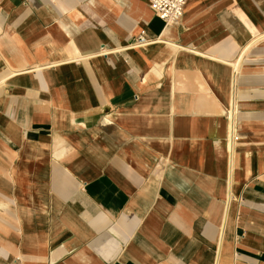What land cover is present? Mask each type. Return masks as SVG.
<instances>
[{
  "label": "crops",
  "instance_id": "crops-1",
  "mask_svg": "<svg viewBox=\"0 0 264 264\" xmlns=\"http://www.w3.org/2000/svg\"><path fill=\"white\" fill-rule=\"evenodd\" d=\"M0 264H264V0H0Z\"/></svg>",
  "mask_w": 264,
  "mask_h": 264
},
{
  "label": "built area",
  "instance_id": "built-area-1",
  "mask_svg": "<svg viewBox=\"0 0 264 264\" xmlns=\"http://www.w3.org/2000/svg\"><path fill=\"white\" fill-rule=\"evenodd\" d=\"M156 15L166 24H175L182 20L188 0H148ZM150 41L141 33L135 40L134 47H141Z\"/></svg>",
  "mask_w": 264,
  "mask_h": 264
}]
</instances>
